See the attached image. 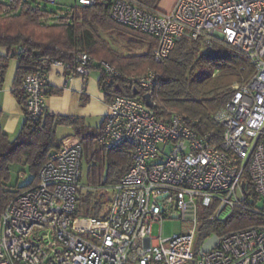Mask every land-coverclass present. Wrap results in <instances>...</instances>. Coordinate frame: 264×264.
I'll return each instance as SVG.
<instances>
[{
  "label": "built area",
  "instance_id": "2783aa9c",
  "mask_svg": "<svg viewBox=\"0 0 264 264\" xmlns=\"http://www.w3.org/2000/svg\"><path fill=\"white\" fill-rule=\"evenodd\" d=\"M40 1L57 3L0 0V11H42ZM77 1L81 6L98 0ZM108 1L114 20L156 37V62L183 37L205 46L219 34L244 52L256 71L248 81L233 84V95L215 113L223 127L217 143L211 133L199 131L197 117L170 109L158 117L154 68L128 75L102 61L106 84L117 79L140 90V97H111L96 137L108 150L129 144L130 167L110 188L105 215H80L84 147L66 137L41 168L38 182L16 193L0 213V264H264V227L225 235L203 255V243H197L211 206L207 221L221 219L227 208L228 215L235 208L264 215V0H176L166 12L148 11L134 0ZM92 61L80 52L75 63L51 59L43 65L87 76ZM47 85L48 69L41 66L22 79L28 118L45 115ZM143 94L149 95L151 107ZM248 179L261 204L251 203ZM165 218H180L190 226L183 233L153 236V224Z\"/></svg>",
  "mask_w": 264,
  "mask_h": 264
},
{
  "label": "trees",
  "instance_id": "16d2710c",
  "mask_svg": "<svg viewBox=\"0 0 264 264\" xmlns=\"http://www.w3.org/2000/svg\"><path fill=\"white\" fill-rule=\"evenodd\" d=\"M141 8L159 12L160 0H134ZM111 2L98 0L92 5H74L61 13L59 18L54 12L20 9L11 14L0 11V46L8 48L6 56L0 57V80L7 68L8 61L19 60L15 91L21 89L24 76L44 61L59 59L64 62H76L80 52L92 56L91 67L100 66L106 61L122 73L142 74L152 67L159 74L155 96L158 101L157 113L162 118L167 110L199 118L200 132H209L218 143L223 135V127L215 119V113L225 105L233 95V84L248 81L256 69L250 58L241 50L225 42L221 37L212 36L210 45H202L200 40L183 37L177 41L170 54L161 62H156L153 49L157 46L156 37L136 28L117 22L111 16ZM161 11V10H160ZM103 34L116 38L110 41ZM118 45L124 52L113 47ZM19 46L24 50L19 51ZM143 53L131 54L135 48H144ZM203 48V49H202ZM107 74L103 73V87L107 102L115 94L135 96L134 86L114 79L106 84ZM23 91V90H22ZM24 92V91H23ZM25 94V92H24ZM25 109L27 95L25 94ZM77 119L43 115L37 120L27 117L14 139H10L0 124V213L19 191L37 183L39 172L50 154L61 147L56 128L59 124ZM85 150L87 160L96 159L97 150L89 147ZM100 152L106 167V177L102 178V167L91 164L87 185L94 188L84 196L80 191L78 213L88 216H103L109 206L108 193L131 165V146L127 143L108 150L100 146ZM14 164L27 166L31 172L25 184H9L11 167ZM22 170L19 171V176ZM24 177V176H23ZM251 203L261 204L254 190L253 182L247 180ZM214 206L206 209L199 229L198 246L214 234L224 237L232 232L250 227H264V215L235 208L224 219L207 221L206 216Z\"/></svg>",
  "mask_w": 264,
  "mask_h": 264
},
{
  "label": "crops",
  "instance_id": "0c3cea01",
  "mask_svg": "<svg viewBox=\"0 0 264 264\" xmlns=\"http://www.w3.org/2000/svg\"><path fill=\"white\" fill-rule=\"evenodd\" d=\"M172 1L168 0L163 12L173 8L176 0ZM217 36L220 37L219 34ZM8 52V48L0 46V57L6 56ZM4 64L0 61V66ZM99 65L91 67L87 76L69 71L63 66L48 67L46 115L77 119V126L72 122L59 124L56 132L61 145L66 137L80 140L84 147V159L87 143H91L89 147L92 149L100 146L96 137L102 129L108 110L106 90L102 84L105 69L101 62ZM18 66L17 58L9 60L0 80V124L10 139L18 135L26 119V96L22 90L15 91ZM84 162L83 160V173Z\"/></svg>",
  "mask_w": 264,
  "mask_h": 264
},
{
  "label": "rangeland",
  "instance_id": "374dc122",
  "mask_svg": "<svg viewBox=\"0 0 264 264\" xmlns=\"http://www.w3.org/2000/svg\"><path fill=\"white\" fill-rule=\"evenodd\" d=\"M77 2H78L77 0H57L56 4H50V3H47L45 1H40L39 5L41 7H46L51 12L63 13L64 11L71 9V7L74 5L80 6L79 4H77ZM167 2H168V0H160L159 1L158 5H157L159 12H161L164 9V6H165V4H167ZM172 2H174V0ZM103 36H104V38H106L109 41L112 38H116L119 41V43H122L124 41V40H122V38L117 37L115 34H113V36H110L109 34H103ZM113 47L115 49H117L119 52H124L118 45H113ZM146 50H147L146 47L135 48L131 51V54L143 53ZM137 96L140 97L141 94H139ZM93 127H96V126H93ZM96 150H97L96 159H91V157L89 160H87L86 158L84 159V161H85L84 162V173H83V177H82V182H83L82 191H83L84 196L87 195L88 190L94 188L93 186L87 185L90 163L100 165L102 167V178L106 177L107 164L105 163L106 161L104 160V158L101 155L100 146H97ZM21 170H22V172H24V177L19 176V171H21ZM11 173H12V176H11V179L9 181V184L18 183V184L22 185V184L27 183L31 177V172L28 170V167L23 166V165H18V164L12 165ZM112 196H113V193H112V191H110V193H108V198L110 199ZM229 212H230V208H227L221 214V219H224L225 217H227ZM80 215H84V214L81 213ZM189 226H190V223H188L187 221H184L180 218H165L161 224L158 222L153 224L152 235L153 236H159L160 232H161V235L163 237H167V236L173 235L174 233H183L189 228Z\"/></svg>",
  "mask_w": 264,
  "mask_h": 264
},
{
  "label": "water",
  "instance_id": "95a60500",
  "mask_svg": "<svg viewBox=\"0 0 264 264\" xmlns=\"http://www.w3.org/2000/svg\"><path fill=\"white\" fill-rule=\"evenodd\" d=\"M134 94L135 95H139L140 94V90L137 89V88H134ZM142 97L146 100V104L151 107L152 106V101H151L149 95L148 94H143ZM220 239H221V237H219L217 234H214L211 237H209L201 245L200 254L203 255V254L209 252L210 250H212L213 248H215L218 245V243L220 242Z\"/></svg>",
  "mask_w": 264,
  "mask_h": 264
}]
</instances>
